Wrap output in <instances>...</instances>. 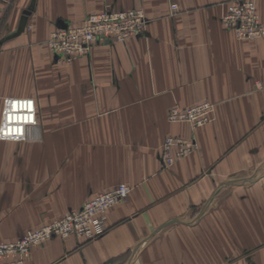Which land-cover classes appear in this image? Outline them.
Returning a JSON list of instances; mask_svg holds the SVG:
<instances>
[{
  "label": "crops",
  "instance_id": "crops-1",
  "mask_svg": "<svg viewBox=\"0 0 264 264\" xmlns=\"http://www.w3.org/2000/svg\"><path fill=\"white\" fill-rule=\"evenodd\" d=\"M229 1L0 0V124L4 98L30 97L39 135L0 141V243L127 184L103 236L52 238L26 264H264V37L223 26ZM105 9L143 10L146 34L51 55L58 23ZM203 101L211 123L168 121ZM167 137L198 147L167 168Z\"/></svg>",
  "mask_w": 264,
  "mask_h": 264
},
{
  "label": "built area",
  "instance_id": "built-area-1",
  "mask_svg": "<svg viewBox=\"0 0 264 264\" xmlns=\"http://www.w3.org/2000/svg\"><path fill=\"white\" fill-rule=\"evenodd\" d=\"M173 11L178 5L173 4ZM221 16L223 26L234 32L240 40L264 37V22L258 13L255 0H233L224 4ZM148 18L143 10L132 9L114 12L109 9L88 15L80 25L60 22L51 32L47 47L51 55L62 63L90 56L98 45L125 42L146 34ZM216 106L211 102H199L187 107L176 106L168 114L170 123H188L193 129L203 127L214 120ZM37 104L30 97H6L0 124V141H27L39 139L31 133L37 128ZM198 144L196 140L167 137L161 151L164 167H171L188 156ZM174 149L178 151L173 152ZM131 188L121 184L117 188L99 193L84 203L80 209L70 210L61 218L28 230L21 238L0 243V259L6 264H26L32 249L52 238L77 237L91 241L107 231V215L116 205L126 201Z\"/></svg>",
  "mask_w": 264,
  "mask_h": 264
},
{
  "label": "rangeland",
  "instance_id": "rangeland-1",
  "mask_svg": "<svg viewBox=\"0 0 264 264\" xmlns=\"http://www.w3.org/2000/svg\"><path fill=\"white\" fill-rule=\"evenodd\" d=\"M203 102H210V101H203ZM212 103V102H211ZM214 104V103H213ZM215 106H216V104H215Z\"/></svg>",
  "mask_w": 264,
  "mask_h": 264
}]
</instances>
